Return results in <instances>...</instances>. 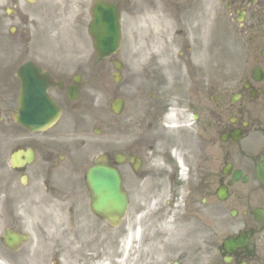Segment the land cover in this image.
I'll return each instance as SVG.
<instances>
[{
  "label": "flooded vegetation",
  "instance_id": "af4514ba",
  "mask_svg": "<svg viewBox=\"0 0 264 264\" xmlns=\"http://www.w3.org/2000/svg\"><path fill=\"white\" fill-rule=\"evenodd\" d=\"M59 1L62 0H53L54 3L46 0L43 5L30 6L21 0H9V10L0 14V39L8 33L14 44L9 49L11 58L6 65L2 64L5 71L0 76V99L6 98V102L0 101L3 114L16 107L18 81L14 71L21 63L34 62L48 71L56 83L62 82L64 86L71 84L72 77L79 74L71 75L73 68L69 69L64 64L63 32L59 36L62 47L58 43L52 48L33 46V39L40 34L42 38L46 37L48 29L59 32L64 16L60 14L59 5L55 4ZM63 1L65 5L74 2L82 12L88 7L87 0ZM195 1L200 6V13L202 0ZM234 1L240 3L238 7L244 13L249 11L251 24V45L247 47L249 57L245 59L248 62L237 65L242 68H222L216 72L213 68L209 72L207 57L198 49L194 53L196 61L193 62L189 54L183 70L172 62L171 52L164 50L157 52L153 71L144 68L141 73L144 86L148 82L154 84L160 115L167 111L165 102L172 89L180 92L186 87L190 89L189 94L178 95L177 106L180 111L178 125L186 126L185 131H181V144L176 150V153L186 150L189 186L184 191L178 183V168L171 156L175 150L172 137L164 136L161 121H157V130L153 134L146 135L140 130L137 138L130 143L124 141L122 151L118 152L140 159L135 171L132 169L135 161L130 163L126 159L125 163L135 177L143 181L140 182V196L148 201L154 198L156 203L154 222L158 226L159 242L153 243L157 264H169L171 258L178 264L183 260L188 264H207L202 250L208 258L210 229L216 233L214 257L217 264H264V185L257 179L255 169L264 155V58L258 56L264 48V1L255 0L249 7L244 0ZM81 20L80 13L73 19L74 25ZM29 28L35 30V36ZM74 29L75 26L70 34ZM86 63L90 70L93 68L91 75H95L94 60L90 62L89 58L82 64ZM83 65L78 63L76 66ZM254 66L259 67V75L257 72L253 74ZM156 143L160 146L157 147ZM23 147L34 151V160L19 172L27 179L30 176L37 182L44 181L48 177V168L56 165V148L46 147L41 158L34 163L37 147L31 141L25 142ZM116 154L108 155L110 163H114ZM59 157L60 154L58 165ZM237 170L241 175L236 180L233 173ZM50 190L66 199L71 210L74 208L78 190L72 180L52 184ZM182 194V206L175 213L173 205ZM31 208V190H16L14 176L0 175V230L2 222L14 230H23L30 220ZM138 217L139 209L136 208L133 215L124 219L125 238L135 227ZM226 242H234L233 247L228 249ZM91 244L28 241L13 251L4 247L0 236V258L6 264H62L64 258H68L71 264H94L96 260Z\"/></svg>",
  "mask_w": 264,
  "mask_h": 264
},
{
  "label": "rangeland",
  "instance_id": "374dc122",
  "mask_svg": "<svg viewBox=\"0 0 264 264\" xmlns=\"http://www.w3.org/2000/svg\"><path fill=\"white\" fill-rule=\"evenodd\" d=\"M121 4L122 9V20L121 25L123 26V36H122V49L120 51V58L123 60L124 64V72H123V80L118 85L119 88L115 91L113 89V85L111 83V78L108 76V65L107 63H102L97 61V69L104 71V78L101 84V88L94 87L95 91L92 90L91 93L92 101H81L79 104V108L74 111L76 118V126H82L85 128V132L88 134L89 146L84 152V157L93 156L95 153H99L101 151H105L107 149V132L108 128L111 125L112 119L108 115V100L109 96L113 97L115 94L121 93L123 96H127L129 101L136 95L137 92V66L140 61V57L142 53L146 52L148 49H152L154 44H151V40L154 37L158 39L159 32L162 27L160 24L162 23V19L159 23L156 24L154 20L156 16H159V11L156 6H152L153 0H117ZM168 2L176 0H167ZM205 1V0H204ZM151 4H149V3ZM214 0H207L208 6V21L207 17L203 22L204 28H206L208 24V51H209V63L215 62H226V58H230V53H225L222 48H233L234 44L231 42L235 40L231 39L230 36H227L226 33L223 35H217V29L214 24H212L210 12L211 8L215 5ZM205 3V2H204ZM146 10L148 12H146ZM150 11V12H149ZM156 14V15H155ZM148 16H152L154 19L152 21L149 20ZM203 16L200 15V20L202 21ZM164 19V18H163ZM169 19V18H168ZM169 23V22H168ZM156 24V26H155ZM200 31V28L195 29ZM195 31L193 32L194 34ZM169 35L171 33V26L165 30ZM239 35V34H238ZM236 35V36H238ZM188 37V36H187ZM229 37V38H228ZM240 37L243 40V35ZM190 40L191 38L188 37ZM126 85V86H125ZM98 86V85H97ZM83 94H90L88 88L84 87ZM120 90V91H119ZM118 92V93H117ZM107 118V120H106ZM66 119H69L66 116ZM122 119H125L123 116ZM116 121V125H117ZM63 126L67 125L66 122L62 123ZM95 126H99L100 133L99 135L93 134V128ZM80 147V146H78ZM128 187H130L131 192L133 193V201L132 206H137L139 203L140 197L137 198V195L140 190L137 188L138 184L135 182L133 178H128L127 180ZM136 193V194H135ZM34 207L38 209L44 208L46 209L45 213L49 215H53L54 210L50 213L51 207L47 206L45 203L34 204ZM78 216L81 214L80 210H77ZM47 215L44 214L43 221L45 226L41 229V227H36L35 223L32 224V233L33 238L35 235H38L43 239L44 242H61L62 235L52 233L47 226ZM93 225L90 223H77L76 225V233L74 234V238H78V240H82V242H87V238L91 239L93 237ZM120 233L121 227L119 229L111 230L106 232V240L108 242H119L120 241ZM211 236V234H209ZM69 239V242H74L73 238ZM67 238V236H66ZM96 242V241H94ZM154 242V239H153Z\"/></svg>",
  "mask_w": 264,
  "mask_h": 264
},
{
  "label": "water",
  "instance_id": "95a60500",
  "mask_svg": "<svg viewBox=\"0 0 264 264\" xmlns=\"http://www.w3.org/2000/svg\"><path fill=\"white\" fill-rule=\"evenodd\" d=\"M100 8L95 12L96 25L105 26V36L99 33V29H93L97 45L101 47L108 44L106 48L115 49L119 44L118 17L115 5L98 6ZM51 113H49L50 115ZM87 181L93 192V209L96 213L108 217L115 223V220L121 217L125 209V197L121 192L120 178L118 173L112 167L107 165L96 166L92 168Z\"/></svg>",
  "mask_w": 264,
  "mask_h": 264
}]
</instances>
